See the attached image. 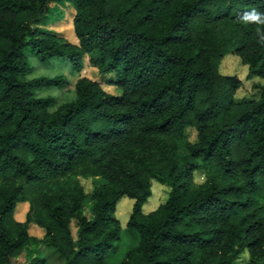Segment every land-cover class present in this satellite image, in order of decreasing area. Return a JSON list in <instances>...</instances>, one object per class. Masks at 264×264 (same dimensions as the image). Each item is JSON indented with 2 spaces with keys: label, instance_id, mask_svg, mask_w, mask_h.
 <instances>
[{
  "label": "trees",
  "instance_id": "1",
  "mask_svg": "<svg viewBox=\"0 0 264 264\" xmlns=\"http://www.w3.org/2000/svg\"><path fill=\"white\" fill-rule=\"evenodd\" d=\"M65 2L77 43L41 27ZM253 9L264 0H0V264L30 246L111 264L122 197L138 241L119 264H264V26L241 19ZM26 48L75 73L88 56L121 93L79 76L74 99L53 108L35 90L67 79H28ZM226 54L263 80L258 97L236 99L242 80L218 67ZM153 181L169 189L145 213Z\"/></svg>",
  "mask_w": 264,
  "mask_h": 264
},
{
  "label": "rangeland",
  "instance_id": "2",
  "mask_svg": "<svg viewBox=\"0 0 264 264\" xmlns=\"http://www.w3.org/2000/svg\"><path fill=\"white\" fill-rule=\"evenodd\" d=\"M54 4L58 5V3L51 4V6H53V13H49L48 22L41 27L58 33L72 43H77V38L73 29V16L75 13L73 6L70 3L65 2V5L58 6L55 10ZM25 53L26 60L29 66L32 67V72L27 75L28 79L38 76L55 75H63L67 79L68 83L64 87H42L35 90L37 96H52L54 98L53 108L59 104L74 99L75 93L73 85L74 81L79 76H85L99 82L102 88L108 93L114 95H119L121 93L119 87L105 83L106 79H102L104 76L99 75L97 69L90 64L88 56H84L82 70L79 73H75L66 59L55 58L51 59L49 62L43 63L39 61L28 48H26ZM218 67L222 74L236 75L242 80L241 87L235 93L236 99L258 97V91L253 88V84L261 83L263 80L258 77L248 78V67L247 65L242 64L239 56L235 54H226L220 61ZM194 137L195 133L194 131H191L190 139H194ZM78 179L81 184H83L85 191L90 192L92 189V179L83 177H78ZM202 180V174L196 172L195 181L200 182ZM168 189L169 188L166 185L153 181L151 187L152 194L143 205V212L148 213L155 209L159 204L163 203L167 196ZM133 202V199L122 197L116 205L115 216L121 224L122 231L119 241H117L113 248L110 249L106 257L107 261L111 264H119L126 250L134 246L138 241L137 232L130 231L126 228V222L130 216ZM27 208L28 204L26 202L20 203L16 208V217L19 219L23 218ZM72 230L73 232L75 231L74 225H72ZM29 233L36 236L42 235V231L38 229H30ZM35 254H38L39 257L45 258V264H64V260L51 248L43 247L36 252L34 251V246H30V248L25 250V252H23L17 259L12 260L10 264H25ZM243 262L244 261L240 260L239 263L242 264Z\"/></svg>",
  "mask_w": 264,
  "mask_h": 264
},
{
  "label": "clouds",
  "instance_id": "3",
  "mask_svg": "<svg viewBox=\"0 0 264 264\" xmlns=\"http://www.w3.org/2000/svg\"><path fill=\"white\" fill-rule=\"evenodd\" d=\"M241 19L245 23H256L257 25L264 26V13H260L257 10L253 9L249 12H246L242 15ZM259 35V43L264 44V34L260 32V29H257Z\"/></svg>",
  "mask_w": 264,
  "mask_h": 264
}]
</instances>
